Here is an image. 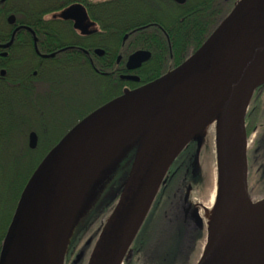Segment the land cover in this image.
<instances>
[{"label":"water","instance_id":"95a60500","mask_svg":"<svg viewBox=\"0 0 264 264\" xmlns=\"http://www.w3.org/2000/svg\"><path fill=\"white\" fill-rule=\"evenodd\" d=\"M76 27H82L80 21ZM97 51L103 53L102 49ZM150 57V51L137 50L129 56L127 67L136 69ZM263 58L264 0H239L181 64L136 88H127L84 116L49 150L27 181L1 248L0 264H64L66 254L61 256L57 250L51 225L59 191L65 186L73 163L108 134L146 118L145 128L113 153L133 138L138 139L126 181L87 263L124 264L174 161L204 131L200 129L216 105L222 101L230 104L239 96ZM121 77L140 80L137 74ZM263 83L256 85L253 93ZM249 106L239 115L245 135L234 147V191L244 211L243 218L240 224H233L213 250L205 254L203 249L196 264H264V237L253 236L247 226L253 207H264V197L254 202L249 192ZM238 137L236 134L232 143ZM37 139L32 132L31 148L37 146ZM113 155L94 175L79 205ZM191 214L201 225L199 212L191 210ZM84 253L81 249L73 264H78Z\"/></svg>","mask_w":264,"mask_h":264},{"label":"trees","instance_id":"16d2710c","mask_svg":"<svg viewBox=\"0 0 264 264\" xmlns=\"http://www.w3.org/2000/svg\"><path fill=\"white\" fill-rule=\"evenodd\" d=\"M236 1L187 0L184 5H178L171 0H117L116 3L122 5L120 10L125 9L122 11L125 14L120 15L121 21H125L119 26L121 36L126 31L156 20L164 26L170 37L168 42L162 32L150 27L136 30L131 36L126 44L129 52L137 48L152 52L148 68L140 72L139 82L124 79L118 73L96 72L89 60L82 64L83 58L78 54L63 55L49 66L51 71L45 70L41 79L47 87L42 91L28 87L23 91L6 88L7 82H0V212L6 214L7 226L30 176L69 129L97 107L123 94L127 88H136L181 64L231 12ZM160 6H165L167 16L160 12L155 19L154 16L150 20L146 19L144 14L147 9L156 14ZM134 11L135 16L132 13ZM104 63L106 61L101 58L94 60V66L100 70L106 68ZM7 80L8 83L20 82L19 79ZM57 111L59 116L55 114ZM69 115H73L74 119L64 124ZM21 118L39 132V142L35 149L28 146L26 134L20 129ZM263 121L264 83L253 93L246 116L247 133H252L255 126H263ZM4 146L18 148V151L4 153L1 150ZM199 147L200 143L193 140L168 170L130 247L131 256H127L124 264H179L178 260L183 255L187 259L182 264H195L200 258L206 240L205 227L188 225L181 208L184 192L195 188L201 193L204 189V176L196 162ZM260 147V155L255 157L253 153L248 158V184L252 199L256 195L264 197L263 143ZM4 239L5 232L0 239V250ZM71 244L68 238L66 256L68 254L69 262L72 257ZM189 254H193V258Z\"/></svg>","mask_w":264,"mask_h":264},{"label":"flooded vegetation","instance_id":"af4514ba","mask_svg":"<svg viewBox=\"0 0 264 264\" xmlns=\"http://www.w3.org/2000/svg\"><path fill=\"white\" fill-rule=\"evenodd\" d=\"M116 1L0 0V82H7L5 83L6 88L23 91L28 87L42 91L47 87L41 79L44 77L45 70L51 71L49 66L56 59L69 54H78L80 58H83L82 64L89 60L96 72L140 76V72L148 68L152 52L148 50L151 52V57L140 67L136 69L127 67L128 58L132 53L137 50H147L137 48L131 52L128 51L126 44L134 32L139 29L155 28L162 32L168 42H170V37L164 26L156 20L126 31L121 36L119 26L125 21H121L120 15L125 14L122 13L125 9L120 10L122 5ZM171 1L178 5H184L187 2V0L184 3ZM160 12L167 16L165 6H160L156 14L151 12V9H147L144 15L150 20L152 16L155 19ZM132 13L135 16L136 12ZM78 21L81 22L82 27H76ZM98 49H102L103 53L100 54ZM96 58L106 61L105 69L100 70L94 66ZM121 65L123 67L120 69ZM7 79H19L20 82L8 83ZM20 122L22 123L20 129L26 134L28 146L30 147L29 140L32 132L37 134L38 145L39 132L37 129L26 124L24 118H21ZM58 128L60 129L61 126ZM1 150L4 153H16L18 148L4 146ZM191 191H196V189L190 188L183 193L181 205L183 217L188 225L202 227L204 223L198 224L191 214V210H196L192 204ZM187 208L191 210L188 212ZM8 228L7 216L0 212V239L3 232L6 236ZM87 244L89 243H85L80 250H85L84 246Z\"/></svg>","mask_w":264,"mask_h":264},{"label":"bare ground","instance_id":"6f19581e","mask_svg":"<svg viewBox=\"0 0 264 264\" xmlns=\"http://www.w3.org/2000/svg\"><path fill=\"white\" fill-rule=\"evenodd\" d=\"M262 82H264V58L239 96L230 104L223 101L217 104L212 116L206 120L205 125L200 129L209 128L215 134L218 167L217 187L222 192L218 215L213 220L204 245L205 254L216 247L233 224H240L244 215L234 191V147L245 135L244 127L239 121V115L247 110L255 86ZM146 121L147 119L143 118L113 131L89 148L73 163L70 176L65 186H62L59 191L54 221L51 225L52 235L61 256L66 254L68 232L86 187L113 153L126 140L145 128ZM236 134L239 137L232 143ZM201 212L203 215L205 214V207L203 210L201 209ZM247 226L253 236L264 237V207H253Z\"/></svg>","mask_w":264,"mask_h":264},{"label":"rangeland","instance_id":"374dc122","mask_svg":"<svg viewBox=\"0 0 264 264\" xmlns=\"http://www.w3.org/2000/svg\"><path fill=\"white\" fill-rule=\"evenodd\" d=\"M238 1L239 0H237L236 3ZM55 114L59 116V111L55 112ZM73 119L74 116L69 115L68 117H66L64 124H69ZM246 125H248V122L246 123ZM196 140L200 143L198 158L196 162L199 166V171L204 176L203 191L201 193L197 189L196 191L203 207H205V214L204 216H201L203 217V223L207 238L208 232L213 224V220L218 215V211L222 201V192L217 187L218 167L216 158V137L215 134L209 128H207L197 136ZM137 143L138 139L133 138L113 155L111 160L104 167L102 172L97 177L96 181L91 186L86 197L79 205L75 213L73 223L71 225V234L69 233V240L72 243L71 249L73 258L71 257V262H69L68 254L67 256L65 255L64 264H73V260L75 259L76 254L79 252L80 248L85 243L89 242V244L84 246L86 248L85 253L78 264L88 263L94 245L101 231L103 225L102 223L105 222V220L111 213L118 199H116V196L121 192L122 187L126 181L128 172L134 159ZM247 143L248 158L249 154H251L252 156L254 153L255 157L260 155L259 153L261 152V143H263L264 145V123L263 126H255L252 133H247ZM189 198L190 197H188V200H190ZM262 198V195H256V197L253 198V201L260 202ZM205 242L203 244V249ZM195 255H197V250ZM128 256L131 255L129 254ZM189 257L193 258V254H189ZM186 259L187 258L185 257V255H183L178 260V263H185ZM197 261L195 262V264L197 263Z\"/></svg>","mask_w":264,"mask_h":264},{"label":"built area","instance_id":"2783aa9c","mask_svg":"<svg viewBox=\"0 0 264 264\" xmlns=\"http://www.w3.org/2000/svg\"><path fill=\"white\" fill-rule=\"evenodd\" d=\"M190 195H191L192 204L194 205V207L200 211H201V209L203 210L202 202L200 201V199L197 196L198 193L196 191H191Z\"/></svg>","mask_w":264,"mask_h":264}]
</instances>
